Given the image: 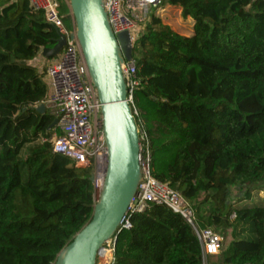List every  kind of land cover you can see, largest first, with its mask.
<instances>
[{"label": "trees", "instance_id": "obj_1", "mask_svg": "<svg viewBox=\"0 0 264 264\" xmlns=\"http://www.w3.org/2000/svg\"><path fill=\"white\" fill-rule=\"evenodd\" d=\"M57 1L71 28L68 4ZM163 1L194 23L184 36L152 14L133 44L134 118L152 174L219 234L206 264H264V198L244 203L264 194V0ZM57 38L28 0H0V264H54L93 213L92 167L42 140L56 129L47 109L36 110L47 85L34 62ZM130 220L115 264H202L197 236L166 205Z\"/></svg>", "mask_w": 264, "mask_h": 264}, {"label": "built area", "instance_id": "obj_2", "mask_svg": "<svg viewBox=\"0 0 264 264\" xmlns=\"http://www.w3.org/2000/svg\"><path fill=\"white\" fill-rule=\"evenodd\" d=\"M68 4V0H65ZM110 28L114 34L127 31L132 44L139 38L141 25H146L151 7H158L163 0H101ZM30 7L43 12L45 21L52 25L65 38V43L57 59L52 60L44 69L50 80L51 92L43 104L57 120L56 132L48 140L52 151L74 161L77 167H92L95 194L99 191L104 178L108 151L102 130V118L95 87L89 78L87 67L75 37L74 21L68 28L59 13L57 0H28ZM71 15V14H70ZM144 30V29H143ZM140 34V35H139ZM126 85L127 101L133 114V93L139 85L135 61L121 65ZM139 140V166L141 178L137 191L123 217L118 230L130 229V217L141 214L150 204H163L180 214L197 236L202 249V264L207 256L218 253L220 236L210 227H202L196 219L190 203L167 183L159 182L152 174L149 138L142 123L136 124ZM116 238L113 236L99 249L96 264H115Z\"/></svg>", "mask_w": 264, "mask_h": 264}, {"label": "water", "instance_id": "obj_3", "mask_svg": "<svg viewBox=\"0 0 264 264\" xmlns=\"http://www.w3.org/2000/svg\"><path fill=\"white\" fill-rule=\"evenodd\" d=\"M68 6L81 55L101 104L108 157L91 218L58 252L54 264H96L103 244L113 236L117 238L120 220L141 178L138 130L121 70L124 62L133 59V44L127 31L113 33L101 0H68ZM64 43V36L58 34L54 45L42 49V56L57 57ZM36 110L44 113L45 105L39 104ZM56 122L54 118L49 128ZM90 181L95 182L93 175Z\"/></svg>", "mask_w": 264, "mask_h": 264}, {"label": "rangeland", "instance_id": "obj_4", "mask_svg": "<svg viewBox=\"0 0 264 264\" xmlns=\"http://www.w3.org/2000/svg\"><path fill=\"white\" fill-rule=\"evenodd\" d=\"M167 5H169V4L166 1H163V3L160 4L157 8L156 7H151V9H150V15L153 14V15L159 17V15H161V13L163 12L162 9H165V7ZM160 19H161L162 23L168 25L175 32H177V31L180 32L177 27L179 25H181V24H184L185 21H186V18H183L182 17L181 12H179L175 8H173L171 12L165 13V15L163 16V18H160ZM144 28H145L144 25H141V27H140V34H142L144 32L143 31ZM57 58H58V56L57 57H54V59H57ZM242 192L237 194L236 191L232 190V193L235 196L242 195ZM95 195H97V194H95ZM261 198H264L263 192H261V191L256 192V191L253 190L252 191V194H251V198L248 201H244V203H259L260 200H261ZM236 206H240L241 207V206H243V203L240 202ZM208 259H210V257H208Z\"/></svg>", "mask_w": 264, "mask_h": 264}, {"label": "crops", "instance_id": "obj_5", "mask_svg": "<svg viewBox=\"0 0 264 264\" xmlns=\"http://www.w3.org/2000/svg\"><path fill=\"white\" fill-rule=\"evenodd\" d=\"M175 8L177 9L179 12H181V8L179 6H174V5H167L165 7V9H162L163 12L161 13V15H159L160 18H163V16L165 15V13L171 12L172 9ZM168 15V14H167ZM72 21V20H71ZM193 19L191 17H187L186 21L184 24L179 25L177 28L180 32L177 31L178 34L184 35V36H189L193 33ZM54 60V58L51 59H46L42 56V54H40V56H38V58L35 60V65L39 68L44 70L45 67L52 61ZM43 80L47 85V94H49L51 92V86H50V80L48 78V76L44 73L43 74ZM47 96V95H46Z\"/></svg>", "mask_w": 264, "mask_h": 264}]
</instances>
